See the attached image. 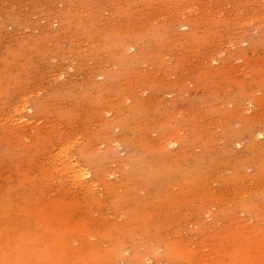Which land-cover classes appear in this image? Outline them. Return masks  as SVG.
<instances>
[{
	"label": "rangeland",
	"instance_id": "obj_1",
	"mask_svg": "<svg viewBox=\"0 0 264 264\" xmlns=\"http://www.w3.org/2000/svg\"><path fill=\"white\" fill-rule=\"evenodd\" d=\"M0 264H264V0H0Z\"/></svg>",
	"mask_w": 264,
	"mask_h": 264
},
{
	"label": "bare ground",
	"instance_id": "obj_2",
	"mask_svg": "<svg viewBox=\"0 0 264 264\" xmlns=\"http://www.w3.org/2000/svg\"><path fill=\"white\" fill-rule=\"evenodd\" d=\"M76 176H77V178H80V180L84 181L87 174H84V173L78 171V174Z\"/></svg>",
	"mask_w": 264,
	"mask_h": 264
}]
</instances>
